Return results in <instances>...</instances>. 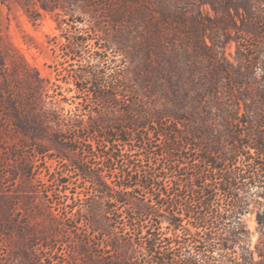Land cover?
Returning <instances> with one entry per match:
<instances>
[{
  "label": "trees",
  "instance_id": "obj_1",
  "mask_svg": "<svg viewBox=\"0 0 264 264\" xmlns=\"http://www.w3.org/2000/svg\"><path fill=\"white\" fill-rule=\"evenodd\" d=\"M36 1L43 11L71 8V12L89 14L90 29L101 35L103 51H112L124 64V74L106 88L135 96L133 102L126 100L130 108L123 113L132 129H112L114 134H105L111 143L95 147L101 149L100 155L89 154L100 163L91 164L85 158L73 162L78 176L94 191L77 193L84 198L72 217H80L93 239L105 237L99 239L102 243L110 239L105 256L84 245L77 254L83 264H264V134L256 131L264 121V60L249 61L239 51L233 61L226 55L232 31L259 36L264 0ZM78 43L81 46L83 40ZM12 53L0 50V134L35 143L53 135L48 128L53 112L44 111L42 96L47 90L36 72L19 75L13 65L10 73L8 61L17 58ZM105 58L99 61L112 63ZM110 69L108 73H100L98 68L87 72L88 81L101 84L104 78L117 76ZM118 95L100 98V105L120 102ZM232 113L234 118H230ZM215 123L227 132L232 123L246 126L247 142L228 148L225 134L213 133ZM149 127L160 137L169 135L170 146L164 153L168 158L178 150L171 144L172 134L179 139L183 133L206 145L205 149L187 145L202 156L193 159L192 168L178 157L177 165L169 163L161 170L174 174V182L168 186L159 171H142L129 159V154L145 148H133L126 131ZM211 174L213 177L207 176ZM173 186L178 193L174 197L180 201L176 210L169 199ZM183 189H187L186 197L192 194L189 202L179 195ZM194 192L200 197L193 196ZM217 192L229 196L228 204H215ZM106 203L122 209L121 232L115 228L110 232L101 224L97 209ZM251 203L259 206V240L253 247L242 221ZM34 209L43 213L41 208ZM159 210L164 214L159 215ZM154 217L159 222L144 226V221ZM9 225L3 223L0 228L9 231L13 229ZM22 229L31 236H21V251H28L29 259L31 244L42 235L28 224Z\"/></svg>",
  "mask_w": 264,
  "mask_h": 264
},
{
  "label": "rangeland",
  "instance_id": "obj_2",
  "mask_svg": "<svg viewBox=\"0 0 264 264\" xmlns=\"http://www.w3.org/2000/svg\"><path fill=\"white\" fill-rule=\"evenodd\" d=\"M70 10L71 8L65 11H43L36 0H0V50L9 49L13 56L17 57L8 61V69L11 65L12 73L14 65V71L19 72V75L22 72H36L47 90V95L42 96L44 111L53 112L51 123L48 125L52 136L29 143L27 138L17 141L0 134V226L8 222L9 226H13L9 231L0 228V264H83V259L77 254L84 245L91 252L103 256L108 252L106 246L110 241L109 237L103 243L99 239L104 240L105 237L93 239L85 232L80 217H72L82 204L80 200L84 198L77 193L84 192V189L88 194L94 191L90 183L84 182L78 176L73 162L85 158L91 164L100 163L99 159L89 154L100 155L101 149L96 151L95 147L106 146L107 141L111 143L112 139L104 138L105 134H114L112 129H132V125L125 122L123 113L130 108L126 100L133 102L135 96L132 93L114 92L106 88L115 78L124 74V64L118 61L112 51H103L101 35L90 29V15ZM236 21L239 25V20ZM259 26L257 38L244 36L241 32L230 33L232 41L226 48L230 61H233L237 51L249 61L264 60V23L260 22ZM80 40H83L81 46L78 43ZM73 53L77 56L72 57ZM105 57L112 60V63L107 65L99 61V58L102 60ZM97 68L100 73H108L112 68L117 76L104 78L101 84H91L87 72L96 71ZM10 73L7 72V78H10ZM108 94H119L120 102L114 101L102 107L99 99L102 101V97ZM233 109L235 110V107ZM230 118H234L233 113ZM142 123L139 120L138 125L141 126ZM233 124L229 126L228 132L224 131L220 123L212 126L215 135L225 134L228 148L244 144L248 140V128ZM256 131L264 134V121ZM126 134L130 140L128 143L133 148H145L144 151L138 150L129 154L132 156L129 158L131 164L139 166L142 171H159V175L167 178V186L171 181L174 182V174L161 170L168 168L169 163L171 166L177 165L175 160L178 157L181 162H187L188 167L192 168L196 164L193 159L202 157L200 153L193 151V146L202 149L206 147L205 142L194 141L188 135L183 136V133L178 135L179 139H174L175 135L172 134L171 144L178 150L169 153L171 157L168 158L164 153L166 147L170 146L167 142L169 135L160 137L155 133L154 127H149L148 130H129ZM54 135L56 138H53ZM133 136L136 143H133ZM188 144L193 146L187 149ZM207 176L213 177L212 174ZM107 183L110 184V181L107 180ZM176 190L177 187L173 186L169 197L173 210H176L180 202L174 197V194H178ZM136 192L142 195L141 191ZM179 195L185 197L184 200L188 202L189 197L192 198V194L186 197L187 189H183ZM193 196L200 197L195 192ZM228 197L217 192L215 204H228ZM34 208H41L43 213H36ZM258 209L256 203H251L242 216V221L250 233L252 247L259 240L256 224ZM97 210H100L99 220L102 225L107 226L109 231L115 228V232H121L123 215L119 206L112 209V205L106 203ZM47 213L49 217L46 216ZM65 213H69L67 217H64ZM158 214L164 213L159 210ZM149 221H144V226L155 225L154 221L159 222V219L154 217ZM26 224L29 229L40 231L42 235L40 241L31 244L29 259H26L28 251H21V236L31 237L22 229ZM165 225L166 223H163L162 226ZM110 235L112 236L111 233Z\"/></svg>",
  "mask_w": 264,
  "mask_h": 264
}]
</instances>
